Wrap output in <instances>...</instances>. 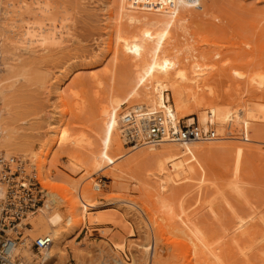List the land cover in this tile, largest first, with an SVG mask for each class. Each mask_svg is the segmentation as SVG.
<instances>
[{"label": "bare ground", "instance_id": "6f19581e", "mask_svg": "<svg viewBox=\"0 0 264 264\" xmlns=\"http://www.w3.org/2000/svg\"><path fill=\"white\" fill-rule=\"evenodd\" d=\"M21 1L24 2L25 0ZM33 1L30 9L21 7L19 11L13 12L4 6V0H0V155L5 160L18 158L20 162H26L28 168L35 172L37 181L44 192L42 204L36 208L35 212L29 214L25 221L21 222V225L26 223L30 225L28 231L30 233L24 234L28 236L25 243L16 245L15 251H18L16 252L17 256L26 264H30L28 261L34 262L37 259L46 264L52 263L55 258H58L60 262L65 261L64 240L80 229L85 221L90 226L102 225L113 220L114 216L112 214L106 215L100 211L96 214L90 213L102 206L111 205L109 202L111 198L106 199L105 203L97 198L101 194L96 191L98 189L97 183H95L94 190L90 184L84 186L80 181L73 182L55 176L56 174L53 175L52 172L57 168L56 164H52L49 166L50 168L46 167V158L56 145L73 151L85 150L80 140L70 139L67 131L60 128L64 114L57 120L58 126H52L49 123V134L53 138L43 142L36 153H33L32 150L34 141L30 139L31 137L26 138V136L22 140V137L20 138L22 135L15 130L13 131L11 126L9 127L8 107L5 100L7 91L3 88L2 77L14 69L15 61L21 62L25 58L35 59L39 56L44 57L46 54L50 55V52H56L55 50L52 52L54 48L69 42L68 40L71 39L68 37L70 29L65 24L67 19L54 18L53 16L56 14L51 15V8L45 2L42 0ZM168 1L171 0L165 2ZM172 3L174 7L170 14H168V10L163 14L164 18L161 17L167 25L173 24L176 9L190 6L189 4L186 5L187 2L183 0H172ZM111 12L112 9L108 14L109 26L113 24ZM156 20L159 21V19ZM162 21L160 22L163 23ZM252 24H254L252 28L255 32L254 29L257 27L255 24L257 23ZM261 24L264 23L261 22ZM261 24L260 27H262ZM244 25L246 23L241 26L244 27ZM251 26L249 25V32H251L250 29L252 30ZM246 27L248 26L246 25ZM257 30L259 31H256L255 36L258 39L264 37L262 33L260 34L264 31V27L261 29L258 27ZM240 31L238 33H242V30ZM112 34L111 31L102 58L113 53L115 59L121 58L122 60L119 61H128L129 64L127 62V65L136 69V76L130 87L129 96L125 97L123 101L113 100L108 103L99 115L102 137L110 148L117 150L120 157L123 156L120 141L131 150L138 149L139 151V147L145 148L147 145L144 143L137 146L127 145L122 137L127 131H130L144 142L147 132L145 119L149 115L155 116V114L163 117L166 121V127L172 130L177 128V123L179 124L180 121L188 120L191 122L192 117H196L194 121L197 122L198 126L201 128L210 127L213 138L206 142L177 143L171 142L165 136L158 145L147 146L148 148L140 149L141 151L135 152L134 156L129 157L124 165L127 169L112 167L110 174L116 190L126 191L129 186L136 183L140 184L141 187L144 186L145 189L148 188L146 193L143 188L145 200H142L143 202L139 200L141 205L137 210L139 209L142 214L147 216L146 225L154 238H151V243L147 239V243L141 244L139 258L131 253L133 257L129 255L125 260L123 256L119 255L125 252V246L123 247L122 243L111 247L113 254L108 255L111 263L161 264V248L174 244L176 254L179 251L182 255V257L180 256L182 262L178 264H232L230 261L236 255L240 260L239 262L235 258V262L238 261V264H257L258 262L264 264V213L261 210L255 212L259 208L255 209L257 208L255 206L252 210L251 205H249L252 210L249 211L251 214L249 213V216L245 214L246 217H242L240 216L241 212L239 213L236 205L232 203L234 200L235 202L239 200L241 204H249L248 198L251 196H248L247 193L250 190L248 188L252 186V180H246L249 176V173L246 174L245 166L247 153L249 148L251 149L255 144L264 145V59H261L262 61L260 59L254 60L256 64L251 66L257 67V70L256 68L248 70L243 68V72L236 71L226 75L220 71L216 72L215 68L205 65V63H199V61L207 58L201 52H185L182 58H176L170 63L167 48L173 41V35L169 30L152 32L144 29L140 34L138 32L131 37L125 34L119 35L114 43ZM257 38L255 42L262 49L264 42H257ZM196 39L208 43L205 38ZM243 39L242 45L246 46L248 40L246 38L245 41L247 42H244ZM261 40L264 39L261 38ZM113 45L117 47V51L114 50L113 52ZM198 48L195 46L196 50ZM246 49L249 50L251 47ZM261 49L259 50L261 51ZM160 53L161 55H159ZM191 59H193V64L188 66L182 64L181 67V62ZM210 81L219 83L220 86L218 84L215 86L218 85L220 90L218 87L217 89L212 88ZM44 93H48L47 88H45ZM61 93L57 95L60 98L62 97ZM94 96L95 99H98L100 92L95 93ZM127 114H132L133 118V122L129 126L122 123ZM224 141L229 142L223 144ZM260 152L264 151L259 150ZM65 157L69 161L66 165L70 166V168L67 167L72 174L82 170L81 160L75 159L71 153H66ZM88 167L94 173L101 170L100 165L94 162ZM28 168L26 169L28 170ZM224 175L229 177L224 183H219V179L226 178L223 177ZM58 181L65 185L60 186L61 182L58 183ZM102 188L100 187L98 190ZM58 189L67 192L65 195H61L64 204L61 202L59 204L58 201L56 202L55 196H51ZM209 191L213 192L210 193L214 195L213 197H210ZM229 195L233 196L234 199L229 201ZM189 196L193 197L192 205L189 203L185 207L184 204L190 198ZM217 199L220 200L221 207L225 210L222 211L221 209L220 212L223 214L219 210L217 211L215 207L218 203L215 201ZM124 200L122 201L124 202ZM128 200V202L125 200L127 205L137 206L135 199ZM61 204L63 205L61 206ZM61 207L64 208V212L58 213ZM52 210L57 211V213L50 215ZM225 214L229 216V223L225 219L226 223L225 217H222ZM202 215L209 216L216 228L214 229L215 226L208 223V227L209 224L211 225L210 228L212 227L210 229L212 231H210L207 224L203 222ZM199 217L203 221L199 220ZM208 220L210 221V219ZM203 223L205 224L204 227L201 225ZM67 224L70 226L69 228L66 227L68 230H64L65 226H68ZM205 226L210 232L205 229ZM132 234V230L128 231V236H132ZM34 235L47 236L51 239L49 247L39 254L30 249L31 236ZM127 247L129 251L131 248L134 249L135 245ZM166 256L164 257L169 259L168 255ZM165 258L161 257L163 259L161 260V262L163 261L162 264L167 261ZM235 262L233 261L234 264H236ZM174 264L177 263L174 262Z\"/></svg>", "mask_w": 264, "mask_h": 264}, {"label": "rangeland", "instance_id": "374dc122", "mask_svg": "<svg viewBox=\"0 0 264 264\" xmlns=\"http://www.w3.org/2000/svg\"><path fill=\"white\" fill-rule=\"evenodd\" d=\"M4 1V6L13 12L19 11L21 7L30 9L34 2L33 0H25L24 2L21 0ZM42 1L51 8V15H54V13L56 14L53 16L54 18L67 19L65 24L68 29H70L68 37L69 39L71 37V39L68 40L69 42H65L67 45L63 43L64 45L61 44L59 47L54 48L52 52L54 50L56 52H50V55L46 54L44 57L39 56L35 59L25 58L21 62L15 61L14 64L16 66L14 69L2 77L1 82L4 85L3 88L7 91L5 93V100L8 107L7 120L10 123L9 127L11 126L10 128L13 131L15 130V132L22 135H19L20 138L22 137V140L26 136V138L31 137L30 139L34 141L32 150L33 153H36L43 142L53 138L49 134V125L58 126L59 123L57 120L64 114L60 122L62 123V127L60 128L67 131L70 135V139L80 140L85 150L73 151L56 145L51 149V153L46 158L48 162H46V167L50 168L49 166L56 164L57 168L52 172L53 175L56 174L55 176L73 182L80 181L84 186L90 184L94 190L95 183L99 179L105 181L103 188L101 190H96L101 193L97 198L104 203L106 199L111 198L109 201L111 205L102 206L90 213L96 214L100 211L106 215L112 214V216H114L113 220L107 221L102 225L90 226L86 224L87 221H85L80 229L76 230L70 237L64 240L63 245L66 247L65 261L60 262L58 258H55L52 263L46 264H112L109 258L110 256H108L113 254L111 247H115V245H120L121 243L123 247L125 246V252L121 254L117 252L119 255L123 256L125 260H127L129 255L131 256V253L133 256L139 258L141 255L139 251L141 249V244L147 243V239L149 243H151V238H154V235L148 230L146 225L147 216L142 214L139 209L137 210L141 205L139 200H145L142 192L144 191V186L141 187L140 184L136 183L133 186H129L130 189L128 188L126 191L122 190L123 192H120V189L119 191L114 187V182L110 173L112 167L115 166L121 167L123 170L127 169L124 166L125 161L129 159V157L131 158V156H134L135 152L137 153L148 147L145 146V148L143 147L142 149L139 147V151L138 149L131 150L120 141L122 146L121 150L123 151V156L120 157L118 151L110 148L102 137V132L99 127V115L102 109L113 100L123 101L125 97L129 96L131 93L130 87L136 76V69L127 65L128 61H119L122 60L121 58L115 59L113 53H109L102 58L110 33L111 31L113 32L111 37L114 43L119 35L125 34L131 37L132 35L138 34V32L140 34L144 29L152 32H164L165 30H169L173 35V41L167 48L170 63L176 58H182L185 52L194 51V53L201 52L205 54L207 57L206 60L199 61V63H205V65L211 66L213 69L215 68L216 72L220 71L226 75H230V73L232 74L236 71L243 72V68H245V70L256 68L257 70V67L251 65L256 64V61H254L256 59H264V51H262L264 47L261 49V46L259 45V47L258 43L255 42L257 38L255 36L256 31H259L257 28L259 27L261 29L264 27V24H261V22L264 23V18H262L264 17V0H183L187 2L186 5L189 4L190 6L186 7V5H184L186 8L180 7L176 9L173 16L175 19L173 24L170 25L163 22L161 17L164 18L163 14H165V11L168 12L169 10L168 14H170L171 9L174 7L172 0L168 2H165L166 0ZM109 7L112 9L111 14L113 17V24L111 26L108 25ZM106 8L109 10L107 9V11ZM260 18H262V20H260ZM156 19H159V21ZM240 22H244L243 24L246 23L248 27H246V25H244V27L241 26L243 24ZM252 23H257L255 24V26H257L254 29L255 32L253 31L252 27L254 24ZM248 24L250 26L252 25V30L250 29V31H253V33L249 32ZM260 24L262 27L259 26ZM240 30H242V33H238L241 32ZM261 33L264 35V31L260 32V34ZM231 34L233 35L231 36ZM234 35H238L236 36L237 38ZM196 38H205L208 40V43L197 41ZM246 38L248 42L245 41ZM261 38L264 39V37ZM261 38H257V42H264ZM242 39L244 42H247L246 46L248 47L242 45ZM195 46L199 48L196 50ZM61 47L64 48V50H62ZM250 47L251 49H249V52L246 48ZM259 49H261V51ZM114 50L117 51V47L113 45V52ZM159 55H161V53ZM252 59L253 61H251ZM245 63L246 65L244 66ZM182 64L184 66L193 64V59L190 61L185 60L183 63L181 62V67ZM212 70L211 73L214 72V70L213 72ZM210 83L212 88L217 89L219 83H215V81H210ZM215 84H218L217 87ZM45 88H47V94L44 93ZM59 89H62V91ZM218 90H220L219 87ZM59 91L62 92L61 98L57 96L60 93ZM97 92H100V97L95 99L94 95ZM192 118L196 119V117ZM226 142L229 141H224L222 143L226 144ZM255 148L264 151V145L260 146L255 144L251 149L249 148V152L247 153L245 166L246 174L248 175L249 173V176L246 180H252V186L248 188V190L250 189L249 192L247 191V195L251 196L248 198L249 204H241L239 200L236 202L234 200L232 202L233 205H236V208L239 210L238 212H241L240 216L242 217L249 216V211L254 210L253 207L255 206L257 207L255 209L259 208V210L255 212H260L261 210V212L264 213V194H262L264 193V187H262V185H264V154L262 153L264 152H260V154L259 150ZM66 153H71V156L75 157L78 161L81 160L83 166L82 170H78L73 174L68 170L70 166L66 165L69 163L67 157H65ZM93 162L100 165V171L94 173L89 169L88 165ZM25 164V168H28V164ZM29 170L28 168L27 171ZM223 177L226 178H223L224 181L223 179H219V183H224L229 176L224 175ZM60 182L58 181V183ZM59 185L63 186L65 184L61 182ZM146 189L148 191L147 187ZM146 189L144 191L145 193ZM56 193H52L51 196H55V200L56 202L58 201L59 204L60 202L63 203L61 195L63 196L67 192L58 189ZM210 193L212 194L213 192L209 191L208 194ZM118 196L119 198H117ZM213 196L214 195H211L210 197ZM120 197L122 198L120 199ZM207 197L210 199L209 196ZM43 198L44 192L42 194V200ZM123 199L127 200V202L129 201L128 199H135L137 206L133 207L129 204L130 207L125 200L124 202L122 201ZM232 199H234V197L229 195L228 200L231 201ZM42 200L40 205L42 204ZM217 200H215L218 202L215 207L217 211L219 210L220 212L222 204L219 199ZM188 201L184 204L185 207H187L186 205L189 203L192 205L193 197H190ZM63 204H61V206ZM249 205H251L252 208L249 207ZM62 211L64 212L63 207L60 208L58 213ZM222 211H225L224 208ZM54 213H57V211L52 210L49 214L52 215ZM200 217L199 220L202 219ZM207 217L209 216H203L204 221H201L205 222L208 227V223L212 224V219ZM222 217H225V222L226 220L227 222L229 221L228 215L225 214V216ZM208 219H210V221ZM201 225L204 227L205 224L203 223ZM69 226L70 225L65 226L64 230H68ZM210 226L209 224V230L212 228H210ZM212 226H215L213 227L214 229L216 228L214 222ZM207 227L205 228L206 230ZM130 230L133 231L132 236H128V231ZM22 232L26 235L30 233L24 230ZM36 237L39 236H31V241ZM134 245L135 247H133ZM136 245H139V248ZM127 246H132L134 248L130 249L132 252H130V250L128 251ZM173 246L174 244H171L170 246L168 245L165 248L163 246L161 248V264L163 262H161V260L167 257L166 255H168L169 259L165 258V260H167V263L164 262L165 264H174V262L178 264L182 262V258H180L182 255H180L178 249L179 255L178 252L176 254V249ZM24 254L22 253L23 256ZM33 255L35 254L33 253ZM161 257L163 259H161ZM235 258L238 259L239 257L236 255ZM235 258L230 261L232 264H234L233 261H236ZM253 261L255 262L256 260ZM28 262L30 264H44L38 259L34 262ZM239 262L237 261L235 263L238 264ZM257 264H259V262Z\"/></svg>", "mask_w": 264, "mask_h": 264}, {"label": "built area", "instance_id": "2783aa9c", "mask_svg": "<svg viewBox=\"0 0 264 264\" xmlns=\"http://www.w3.org/2000/svg\"><path fill=\"white\" fill-rule=\"evenodd\" d=\"M132 122V114H127L122 123L129 126ZM145 123H147V132L144 142L133 132L127 131L122 137L124 143L131 146L141 143L156 146L165 136L171 142L177 143L206 142L213 138L210 127L201 128L194 118L191 122L180 121L175 130L168 129L166 121L159 114L149 115ZM24 164L18 158L5 160L0 155V264H26L17 256L18 251H15L16 245L24 244L28 237L22 231L28 232L30 228L28 223L21 225V222L35 212L42 200L43 191L35 172L32 169L31 172H26V164L25 167ZM96 183L99 189L103 187L105 181L99 179ZM50 243V237L40 236L32 240L30 249L39 254L46 250Z\"/></svg>", "mask_w": 264, "mask_h": 264}]
</instances>
